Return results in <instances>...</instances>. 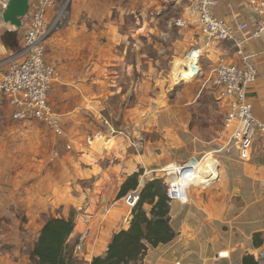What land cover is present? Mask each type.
Segmentation results:
<instances>
[{"label": "crops", "instance_id": "0c3cea01", "mask_svg": "<svg viewBox=\"0 0 264 264\" xmlns=\"http://www.w3.org/2000/svg\"><path fill=\"white\" fill-rule=\"evenodd\" d=\"M70 1L53 0L48 18L53 20ZM7 2L0 0V74L5 62L22 49L30 13L39 0H31L22 27L4 21ZM188 2L72 0L67 26L54 31L47 42V60L59 63L63 71L49 96L54 110L64 115L63 136L42 122L13 119L12 107L0 93V221H18V216H13L17 211L25 214V226L36 233L24 244H32L46 216H73L75 226L68 241L78 242L89 226L90 234L77 258L84 263L92 261L105 254L116 232L130 225L133 210L119 193L132 174L142 170L141 188L147 179L166 175V168L205 153L210 162L216 161L215 166L205 163L200 168L206 179L191 183L186 202L170 201V223L176 237L149 248L142 264H264V257L258 256L264 247V133L254 135L246 160L240 158L238 147L220 151L224 140L219 132L217 135L219 126L213 115L217 107L224 108L222 126L228 104L219 98L217 87L204 85L203 91L191 83L173 88L179 91L170 88L177 96L174 104L158 97L161 101L154 112L160 135L155 140L166 143H158L160 151L155 154L150 141L149 103L152 90H158L152 77L164 72L167 68L162 62L180 54L187 48L185 44L188 50L204 41L197 29L175 24ZM138 13L140 20L133 19L132 14ZM214 13L232 25L248 22L250 28L259 19L249 0H218ZM159 38L164 43L160 44ZM155 43L157 46H152ZM175 44L183 48L171 52ZM152 47L155 51L165 49V54L155 58ZM245 51L258 70L248 96L255 116L264 121V39L248 40ZM206 53L201 70L207 82L221 58L229 63L241 60L232 41H214ZM109 57L111 68L106 62ZM186 63L189 69V59ZM183 71L188 70L182 69V75ZM161 91L166 94L167 89ZM181 113H186L185 119L179 117ZM104 119L116 130L122 129V124H132L141 136L142 150L133 147L130 137L134 132L126 136L105 133L101 126ZM96 133L97 140L105 137L98 148L89 142V136ZM183 148L188 152L182 154ZM22 230L20 227L21 232L15 234L19 240L0 234V256L9 257L18 247V255L25 256V264H29L28 251L20 246L21 233H27Z\"/></svg>", "mask_w": 264, "mask_h": 264}, {"label": "built area", "instance_id": "2783aa9c", "mask_svg": "<svg viewBox=\"0 0 264 264\" xmlns=\"http://www.w3.org/2000/svg\"><path fill=\"white\" fill-rule=\"evenodd\" d=\"M218 0H190L186 9V16L175 20L176 26L185 28L193 23L198 25L204 36L203 46L196 45L186 55L190 63L200 71L198 66L204 49L211 47L214 41H232L240 56L239 63H229L221 58L211 70L208 81L219 89V98L228 104L227 113L219 134L224 140L220 151L238 147L240 158L246 160L250 156L253 137L257 132L264 133V121L259 120L253 109V103L248 96L250 86L258 78V70L252 61L251 54L245 51L248 40L264 39V0H249L256 9L259 19L252 28L248 22L232 25L224 18L214 13ZM53 0H39L37 8L30 13L28 29L24 35L23 47L13 54L6 67L0 74V93L7 98L12 107V118L23 122H42L57 136H63L65 130L64 115L55 111L50 103V91L60 79L59 70L46 58L48 39L62 24L63 17L68 12L66 5L56 14L53 20L48 18V11ZM101 126L105 133L121 135V130L104 119ZM98 133L89 136L92 144L97 140ZM136 147L142 143H135ZM68 150L71 145H67ZM207 155V154H206ZM205 155V157H206ZM205 165V158L198 160L192 156L182 164L166 168L167 196L171 200L186 202L188 190L197 175H204L200 168ZM139 188L131 190L124 197L125 204L135 208L140 200ZM88 222V219L85 218ZM90 234V227H86L79 235L76 244L77 251L82 249L85 239ZM260 258L264 257V247L258 251ZM83 264H91L85 262Z\"/></svg>", "mask_w": 264, "mask_h": 264}, {"label": "trees", "instance_id": "16d2710c", "mask_svg": "<svg viewBox=\"0 0 264 264\" xmlns=\"http://www.w3.org/2000/svg\"><path fill=\"white\" fill-rule=\"evenodd\" d=\"M71 3L72 0L68 10ZM132 16L139 20L142 17L140 13ZM141 173L142 170L135 172L124 182L119 197L138 188ZM139 189L141 197L132 209L133 217L129 227L116 232L105 254L95 256L91 264H142L149 248L168 243L176 237L177 233L170 223L166 179L160 177L147 180ZM74 226L73 216H46L36 238L24 250L28 251L29 264H79L81 260L74 256L77 242L68 241Z\"/></svg>", "mask_w": 264, "mask_h": 264}, {"label": "rangeland", "instance_id": "374dc122", "mask_svg": "<svg viewBox=\"0 0 264 264\" xmlns=\"http://www.w3.org/2000/svg\"><path fill=\"white\" fill-rule=\"evenodd\" d=\"M188 5H189V2L187 4V6ZM186 9H187V7H186ZM186 9H185L184 13L181 16H186ZM69 15H70V10H68V12L65 14V16L63 17L62 24L59 26L58 29L55 30L54 33H56L58 31L64 29V27L67 26V25H65V23L68 22V16ZM188 27L189 28L197 29L200 32V30L198 28V25H196L194 23L191 26H188ZM179 28H181V27H179ZM51 36H53V33H52ZM158 41H159L160 44H162V43H164L165 40L162 39V38H159ZM175 45H174V47L172 49H170L171 52L172 51L173 52L180 51L183 48V45L180 47V49L177 48V45L176 46ZM152 46L156 47L157 44L155 43V45H152ZM164 46L167 49L166 44ZM185 46L188 48V44L187 45L185 44ZM195 46L196 45L191 46L188 50H186L187 48H183V50L180 52V54L178 53V55L176 56L177 58L176 57H173L172 60H171V58H170V60L168 59V62H167V60H166V62H162V65L165 66L167 69H165L164 72H160L156 76L152 77V84L156 88H158V90H156V91L155 90H152L151 99H150L151 101L149 103V105H150L149 106V109H150V114H151V124H152V125L150 124V141L153 142V150H154L155 154L159 153V151H160V147H159L158 143H161L162 145H164L166 143L165 141L159 142V141L155 140V139H158V136L160 135V130L158 129V125H157V124H159V121H158L157 116H156L157 113L154 112L155 109H157L158 102H160L161 99H163V100L165 99L166 100L165 102L167 104L168 103L174 104L177 96L175 95V92H173V90H176V89H173V88H175L176 86H182V85H185V84H191L192 83V84H197V88H198V86L203 87V91L205 89L204 88V85L206 87H208L209 85H213L216 88V86H215L214 83H212L210 81L207 82V81H205V79H203L202 70H201V63H202V60H204V58H206V55L208 54V53H206V50L208 49V47L206 49H204L203 55L200 58V61H199V64H198V66L200 67V71H199L198 74H196L195 78L193 80L190 79L189 81H186L185 80L186 79V76H183V75H186L187 74V71H183V75L181 74L182 68H183L182 66H184L185 65L184 63L186 62V60H188L186 58V55ZM202 46L203 45H200L199 47H202ZM47 49H48V47H47ZM165 51L166 50L165 49H161V47H158L156 49V51H155V49L153 47L151 48L152 54L155 53L154 54L155 58H157L159 56H163L165 54ZM47 53H48V51L46 52V58H47ZM170 57H172V56H170ZM106 62H107L108 68H111V66H112V59L109 57L106 60ZM115 62L116 61H114V63ZM171 62H172L173 65L171 64ZM49 63L53 64L59 70V72H60V79L57 81V82H59L61 80L62 76H63V71H62V68L60 67V64L59 63L58 64H55L53 62H49ZM165 88L167 89L166 94L163 91H161V89H165ZM170 88H172L173 90L170 89ZM176 91H179V90H176ZM177 94H180V92H178ZM111 95L113 97H115L114 94H111ZM158 97H162V98L159 101H157ZM50 101H51V99H50ZM113 103L116 104V101L114 100ZM89 111L91 112V110H89ZM106 111H107V113L105 115H106V117L107 116L109 117V115H108L109 112H108V110H106ZM120 112H121V109H119V113ZM224 113H225L224 108H220V107L218 108L217 107L215 109V112H214V115H213L214 116V122H215V124L219 126L218 127V130H217V135H218V132L222 128V126H221V122H222L221 118L224 116ZM179 117L185 119L186 118V113L179 114ZM131 125L132 124H122L123 131H121L120 133H122L123 136H126V135L134 132V135L135 136L133 135V138L135 139V143L141 142L143 144L142 139H141V136L138 134L137 129L135 131L134 130V126H131ZM209 131H210V129H209ZM164 132H162V133L164 134ZM103 138L105 139V137H103ZM103 138L96 140L95 142L92 143V145L98 148L99 145L102 144ZM168 141H169V139H168ZM133 147L136 148L138 151L139 150H142L141 149L142 148V145H141L140 148L139 147H136L135 145ZM181 152H182V154H184L185 152H188V150H186V148H183L181 150ZM205 155L206 154L204 153L200 158H198V160H201V158L203 157V158H205V163L211 164V165L215 166V162L216 161L214 160L213 163L210 162V160L207 159L208 156L205 157ZM159 158H162V157H159ZM216 173H217V168L216 169L214 168V175H215L214 178L216 177ZM166 176L167 175H165V172H164V175L162 176V178H165ZM198 179H201V177L198 178ZM215 181H217V180H215ZM211 182H213V181H211ZM16 215L18 216V218H17L18 221H12L11 219L10 220H4V221L1 220L0 221V234H4L6 237L14 236V238H16L17 240H19V236H16L15 234L16 233H20L21 231H19V228L22 227V229H23L22 231H27V233H21V237H20V240H21L20 246H22L21 249L22 250H25V246H26V244H24L25 241L27 239H29V238L32 239V236L36 233V231L35 230H32V228L30 229V228H28V227L25 226V224L28 222V219H26L27 217H26L25 214L22 215L20 211H17V213L14 214L13 216H16ZM24 218L26 220H24ZM33 231H35V232L32 233ZM86 240H87V238L85 239L84 244H85ZM16 249H17L16 252L14 254H11V256H9V257L3 258V256L4 255H7V254L1 255L0 257L2 259L0 260V264H25L26 263L25 256H23V255L22 256H19L18 255L19 254L18 253V247ZM74 256H75V258L78 257L77 254H76V251L74 253ZM81 263L83 264L84 261H79V264H81Z\"/></svg>", "mask_w": 264, "mask_h": 264}, {"label": "water", "instance_id": "95a60500", "mask_svg": "<svg viewBox=\"0 0 264 264\" xmlns=\"http://www.w3.org/2000/svg\"><path fill=\"white\" fill-rule=\"evenodd\" d=\"M31 10V0H8L3 10V19L16 27H22L24 18Z\"/></svg>", "mask_w": 264, "mask_h": 264}, {"label": "bare ground", "instance_id": "6f19581e", "mask_svg": "<svg viewBox=\"0 0 264 264\" xmlns=\"http://www.w3.org/2000/svg\"><path fill=\"white\" fill-rule=\"evenodd\" d=\"M188 63H186L185 65H184V67L182 68L183 70H188L187 71V76H186V81H189L190 79H193V78H195V76H196V74H197V72L195 71L196 70V68H194L193 66H192V64L190 65V67H189V69H188V65H187ZM201 177V179H203V180H205L206 178L203 176V175H201L200 174V176H197L196 177V179H198V178H200ZM196 179H194V180H196ZM208 179V178H207Z\"/></svg>", "mask_w": 264, "mask_h": 264}]
</instances>
